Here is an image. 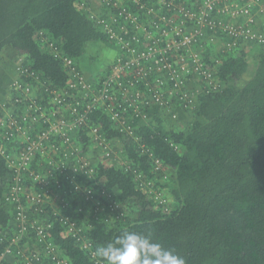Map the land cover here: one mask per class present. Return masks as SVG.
<instances>
[{"label": "trees", "instance_id": "1", "mask_svg": "<svg viewBox=\"0 0 264 264\" xmlns=\"http://www.w3.org/2000/svg\"><path fill=\"white\" fill-rule=\"evenodd\" d=\"M78 1L87 6L95 2L0 0V117L24 109V103L15 101L18 94H33L36 103L49 109L58 91L69 94L68 101L73 100L70 94L83 93L80 84L69 87L75 71L92 86H98L109 73L112 62L105 70L95 68L88 46L111 44L98 19L117 9L102 3L93 10V17L89 9L76 5ZM14 44L21 53L13 60L11 75L6 76L9 73L1 53ZM218 57L221 61L216 75L223 88L204 94L186 112L181 121L184 124L172 126L155 114L139 129V136L159 157L163 168L170 169L166 177H154L161 169L152 172L155 164L140 150L139 142L118 133L101 108L89 114L92 123H101L100 131L114 150H119L116 142L123 144L121 160L99 163L93 180L97 182L95 191L97 187L109 188L113 199L122 202L119 210L123 216L107 226L98 218L95 226L85 229L91 242L88 248L77 235L62 234L64 225L52 216L47 239L59 257L70 264H104L93 255L95 247L128 230L151 231L154 240L175 249L186 264H264V48L243 44ZM250 61L254 62L252 73L237 86L249 71ZM187 118L202 122L193 127ZM6 129L0 126V147L10 152L15 145L3 137ZM81 139L85 156H94L86 133ZM5 159L0 154V248L13 237V216L2 201L10 177ZM38 166L36 161L33 167ZM133 167L143 174L142 183L130 173ZM157 194L164 204L158 203ZM62 213L82 227L95 217L90 207L80 212L77 208L63 209ZM85 217L89 220L83 222ZM11 254L16 255L14 248ZM40 264L56 263L42 252Z\"/></svg>", "mask_w": 264, "mask_h": 264}, {"label": "built area", "instance_id": "2", "mask_svg": "<svg viewBox=\"0 0 264 264\" xmlns=\"http://www.w3.org/2000/svg\"><path fill=\"white\" fill-rule=\"evenodd\" d=\"M102 3L117 9L98 22L107 41L122 53L115 56L99 85L85 82L75 71L69 87L80 84L83 93L70 94L72 101L69 94L58 91L47 109L36 103L35 95L18 94L15 101L24 103V109L0 117V126L7 128L3 137L15 145L10 152L0 147L10 170L2 201L13 216V237L0 248V264H40L42 252L56 264H70L47 239L52 216L64 225L62 234L77 235L87 248L91 242L85 229L99 219L110 223L122 218V202L113 199L109 188L95 191L93 180L99 163L121 160L123 144L116 142L119 150H114L100 131L101 123L91 122L90 113L101 108L118 133L139 142L155 164L152 172L161 169L154 177H166L167 169L139 136V129L155 114L172 126L181 124L199 101L194 97L223 88L216 75L218 56L243 44L264 48V0H95L88 6L81 1L76 5L95 17L93 10ZM83 133L95 150L92 157L82 150ZM36 161L38 168L33 167ZM129 171L142 183L137 168ZM155 197L164 204L162 196ZM89 207L95 217L84 227L62 213ZM85 218L83 222L89 220ZM13 248L16 255L11 254Z\"/></svg>", "mask_w": 264, "mask_h": 264}, {"label": "clouds", "instance_id": "3", "mask_svg": "<svg viewBox=\"0 0 264 264\" xmlns=\"http://www.w3.org/2000/svg\"><path fill=\"white\" fill-rule=\"evenodd\" d=\"M93 255L104 264H186L175 249L154 240L151 231H122L95 247Z\"/></svg>", "mask_w": 264, "mask_h": 264}, {"label": "rangeland", "instance_id": "4", "mask_svg": "<svg viewBox=\"0 0 264 264\" xmlns=\"http://www.w3.org/2000/svg\"><path fill=\"white\" fill-rule=\"evenodd\" d=\"M99 43H96V44L91 43L88 46V52L90 53V55L94 59L95 68L96 67H97V69L100 68V71H101V70H105L107 68V66H109V64L111 62H113L118 51H117V48L113 44L105 45L104 43H100V44ZM251 45H253V44H251ZM20 53H21V48L16 44L11 45L10 47L8 46V47L3 49L1 54L4 58L6 71H8V73H9V74L5 73L6 76L11 75V68L10 67L12 66V64L14 62L13 60H16L18 57H20ZM249 67H250L249 71L239 80V82H236L237 86L240 84V82H243L245 79H247L250 76V74L252 73V71L254 69V62L253 61H250ZM230 86L233 87V86H235V84L230 83ZM194 98L196 99V101L201 99V97L200 98L194 97ZM188 120H189V123L191 124V126H193V127L198 126L200 124V122H202V120L200 118H193V119L187 118V121ZM182 124H184V123L182 122L181 125ZM168 171H170V169ZM108 224H109V222H106L105 226H107Z\"/></svg>", "mask_w": 264, "mask_h": 264}]
</instances>
